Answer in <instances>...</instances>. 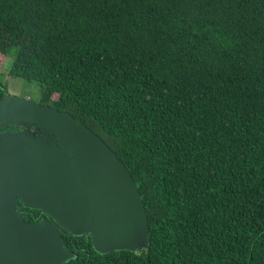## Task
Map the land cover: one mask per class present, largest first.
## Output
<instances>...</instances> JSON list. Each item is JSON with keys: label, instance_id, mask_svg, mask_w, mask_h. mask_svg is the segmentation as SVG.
Wrapping results in <instances>:
<instances>
[{"label": "trees", "instance_id": "16d2710c", "mask_svg": "<svg viewBox=\"0 0 264 264\" xmlns=\"http://www.w3.org/2000/svg\"><path fill=\"white\" fill-rule=\"evenodd\" d=\"M0 55L103 138L146 205L148 249L62 230L64 264H264V0H0Z\"/></svg>", "mask_w": 264, "mask_h": 264}, {"label": "water", "instance_id": "95a60500", "mask_svg": "<svg viewBox=\"0 0 264 264\" xmlns=\"http://www.w3.org/2000/svg\"><path fill=\"white\" fill-rule=\"evenodd\" d=\"M8 125L25 128L0 131V264L74 259L62 230L91 236L99 253L148 249L139 186L99 134L68 111L7 92L0 128ZM21 204L52 220L27 222Z\"/></svg>", "mask_w": 264, "mask_h": 264}, {"label": "rangeland", "instance_id": "374dc122", "mask_svg": "<svg viewBox=\"0 0 264 264\" xmlns=\"http://www.w3.org/2000/svg\"><path fill=\"white\" fill-rule=\"evenodd\" d=\"M12 58H4L0 55V80L8 86V93L19 97H29L33 101L40 102L42 97V86L37 81H29L10 74Z\"/></svg>", "mask_w": 264, "mask_h": 264}, {"label": "flooded vegetation", "instance_id": "af4514ba", "mask_svg": "<svg viewBox=\"0 0 264 264\" xmlns=\"http://www.w3.org/2000/svg\"><path fill=\"white\" fill-rule=\"evenodd\" d=\"M11 126H12V125H11ZM14 126H18V125H14ZM24 128H25V126L21 125V126L14 127V128H9V129L0 128V131H1V130L17 131V130H22V129H24ZM32 129H34V128L32 127ZM38 132H39V131H37V133H38Z\"/></svg>", "mask_w": 264, "mask_h": 264}]
</instances>
